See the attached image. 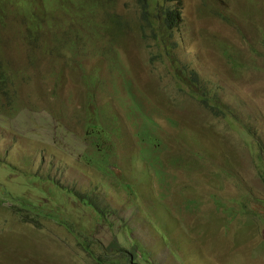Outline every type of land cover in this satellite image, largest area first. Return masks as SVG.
<instances>
[{
	"label": "rangeland",
	"instance_id": "obj_1",
	"mask_svg": "<svg viewBox=\"0 0 264 264\" xmlns=\"http://www.w3.org/2000/svg\"><path fill=\"white\" fill-rule=\"evenodd\" d=\"M6 1L28 78L18 116L0 117V264H264V0H180L177 64L154 58L153 28L114 45L121 60L80 35L102 51L82 67L57 56L65 3L39 0L33 40L24 0ZM121 9L143 19L135 0Z\"/></svg>",
	"mask_w": 264,
	"mask_h": 264
},
{
	"label": "clouds",
	"instance_id": "obj_2",
	"mask_svg": "<svg viewBox=\"0 0 264 264\" xmlns=\"http://www.w3.org/2000/svg\"><path fill=\"white\" fill-rule=\"evenodd\" d=\"M124 1L125 0H94L92 4V8H93L92 26L88 27L87 25H85V23H83V21L80 18V14L84 13L87 6L84 9L79 10L78 6L80 4V0H60V2H63L66 5L61 7L62 11L59 12V14H53V16L50 17L49 23H52L53 25H60L63 19L58 20L56 22H52L51 21L52 18L66 14L67 15V17L65 18L66 26L62 29V31L66 35V38H68L66 44H71L73 48L76 47L77 44H79L78 47H81L80 38H79L80 35L83 37H88L90 35H100L103 40L109 38L107 45V52L109 50L113 51L114 52L113 55H115L116 58L120 60H121V55L118 52V50L114 49L113 47L114 45L121 43L122 40L129 37L133 33H139L143 37L148 36L151 32V28H153V31L155 32L156 35H153V33H151L153 37L150 38L149 42L153 44L156 50L154 54V58H156L157 61L161 60V62L163 63H165L166 59L170 58L172 63L177 64V61L174 58L175 57L174 50L176 49L175 48L176 44L174 41L175 33L179 29L181 24L184 22L182 8L180 5H178V2L180 0H165V3L163 5H158L157 7L155 5L156 0H135L139 8V12L143 19L133 18L129 15L128 12L123 11V9H121V6L123 5ZM6 2H7L6 0H0V12L3 14L5 19L10 21L9 17H7L3 11V5ZM21 4L25 6V9L22 12L24 11L28 12V14H21V16L22 17L31 16V18L36 17L41 30L42 25H44L45 18H43L44 22H42L32 11L33 7H37L39 9L40 7L39 0H24ZM72 6H74V11L70 12ZM164 6L166 8L177 9L179 11V21L174 29L168 28L169 22L171 21V11L165 22L163 21V17L165 16V11L163 10ZM244 17L245 19L249 20L251 18V15L250 13H248L247 16ZM31 24L32 22H29V28ZM97 27H101L103 31L97 30L96 29ZM75 29L77 31L73 33V30ZM262 36L264 40V31H262ZM37 37L38 35L34 36V40H36ZM62 43L63 41H54L55 48L57 51L60 49L61 52L63 51ZM9 45L13 53L11 43ZM1 50L5 56H9L10 52L5 44L1 45ZM50 52H53V50L51 49ZM227 54L231 55V51L227 50L226 53L223 52V55L230 61L231 58L228 57ZM15 57L22 59L23 61V55L18 54ZM232 58L235 59V57L233 56ZM231 64L234 65L233 63ZM191 74L192 77L189 78V81H191L194 86L199 87L201 85L199 81L200 74L198 72H191ZM218 108L221 109V107ZM221 111L223 110L221 109ZM8 112H9L8 110H3V108H0V117L11 119L18 116V114L17 116L14 115L9 116L7 114ZM224 112L226 111H223V115ZM53 185L60 190L63 189L60 186H57L56 184ZM27 215L30 216L31 214H27ZM130 254L132 255V253ZM134 254L136 255V253Z\"/></svg>",
	"mask_w": 264,
	"mask_h": 264
},
{
	"label": "trees",
	"instance_id": "obj_3",
	"mask_svg": "<svg viewBox=\"0 0 264 264\" xmlns=\"http://www.w3.org/2000/svg\"><path fill=\"white\" fill-rule=\"evenodd\" d=\"M93 2H94V0H80V4L78 6L79 10L84 9L87 6L84 13L80 14V18L83 21V23H85V25H87L88 27L92 26V17H93L92 4H93ZM164 3H165V0H156L155 1L156 7L158 5H163ZM32 6H33V4H32ZM163 10L165 11V16L163 17L164 22L167 19V17L169 16L170 11H171V21L169 22L168 28L174 29L177 26L178 21H179V11L177 9L166 8L165 6L163 7ZM163 10H160V11H163ZM22 19L26 23V25L29 27V22H32L31 16L22 17ZM7 23H8V20L5 19L3 14L0 12V108H3V110H8L9 112L7 114L9 116H13V115L17 116V114H19L20 110H18L17 113L10 115L11 111L18 108L16 106V102H17L16 98L18 97L19 92L17 95L16 86L18 85V82H19V80H21V78L27 79L28 76L27 75L25 76V74L23 72V67L21 66L23 64L22 60H20L17 57L15 58V56L12 53V50H11L10 45H9L10 43H12V40L9 37L5 36L4 30H6V28L8 27ZM96 29L103 31V29L101 27H97ZM28 33L31 34L32 39L34 40V33H33V31H31L30 28H29ZM2 44H5L7 46V48L9 49V52H10L9 56H5L2 53V50H1ZM78 45L79 44H77L76 47L72 48L70 45L65 44V47L63 48V49H65V51L61 52V49L58 50L57 56H62L65 52H69V58L71 60H73L76 64H78L82 67L83 66L82 63L77 62V61L79 59L83 58L84 53H87L86 55H89V54L94 53V52L98 53L99 55L102 54L101 49L99 47L97 48V45H95V44H94V46L96 47L95 49L81 48V47H78ZM50 53H53V52H50ZM227 56L231 58L230 61H231V63H233L234 60H233L232 56L230 54H227ZM90 125H91V121L87 123V129L88 130H89ZM0 164L3 165V160L1 157H0ZM10 170H12V169H10ZM63 193H65V195L68 197V199H70L69 194H72L71 196L75 199L76 202H78V200H80L81 198L83 199V197H87L85 195V196H81V198H78L77 194L69 192V191H66V192L63 191ZM55 194H56V192H55ZM49 196H50L49 193L48 194L45 193V195L43 196L44 201L46 199H48ZM44 201L41 200V203H43ZM89 202L94 207V209L97 210L103 216V217L102 216L100 217V215H98L100 217V220L107 218V211L103 210V207L99 206L98 203H95L93 201V198L90 196H89ZM63 204L66 205V201H63ZM89 240L90 239L85 237L82 239L81 244L83 246H85V245L91 246V245L87 244V242ZM124 252H126V251H123L122 253H124ZM101 259H102V257H100V260ZM103 260H105V258H103ZM108 261H109L108 264H148V262H146V261L143 263L142 260H140V259L137 260V255H135V254L133 255V260L130 259L127 261L123 258H120L117 260H112L114 263L110 260H108ZM140 262H142V263H140Z\"/></svg>",
	"mask_w": 264,
	"mask_h": 264
}]
</instances>
